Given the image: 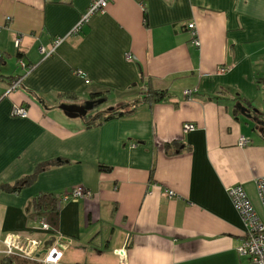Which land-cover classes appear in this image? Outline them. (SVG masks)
I'll use <instances>...</instances> for the list:
<instances>
[{"label":"crops","instance_id":"0c3cea01","mask_svg":"<svg viewBox=\"0 0 264 264\" xmlns=\"http://www.w3.org/2000/svg\"><path fill=\"white\" fill-rule=\"evenodd\" d=\"M88 2L0 0V186L52 161L18 192L0 187V258L5 233L29 232L41 251L62 240L64 264H248L226 187L239 184L264 222V138L234 106L253 108L264 88V0H108L69 33ZM55 37L44 57L38 46ZM147 88L166 96L140 101ZM96 98L88 114L122 113L85 125L58 107ZM77 185L89 197L62 201L56 229L40 234L32 196Z\"/></svg>","mask_w":264,"mask_h":264},{"label":"built area","instance_id":"2783aa9c","mask_svg":"<svg viewBox=\"0 0 264 264\" xmlns=\"http://www.w3.org/2000/svg\"><path fill=\"white\" fill-rule=\"evenodd\" d=\"M108 0H89L85 12L80 16L77 23L69 30V33H74L79 30L80 26L85 23L88 18L97 12H102L103 7ZM186 29L190 33V40L193 45L198 44V40L195 37V30L193 29L192 22L186 24ZM62 40L61 37H55L48 47L38 46V50L44 57L50 55L54 48ZM17 41V39H16ZM128 57V55H127ZM23 66V63L20 62ZM225 70L224 67H220L217 73H221ZM76 75L80 74V71H75ZM19 79L11 81L8 91L13 89ZM84 82H87L83 78ZM187 91H184V94ZM11 114L16 116H25L26 108L20 104H13L11 107ZM193 127L192 123L184 124L183 128L188 130ZM239 145L247 144V139L243 136H239L236 141ZM254 188H256V196L260 201L264 209V175L254 180ZM228 199L235 212L239 215L241 224L243 225V231L239 239V243L235 246L238 255H244L247 258L248 264H264V222L260 221L256 212H254L253 206L246 197L244 190L240 185L226 187ZM166 195H172L170 190H166ZM89 190L77 185L65 190L61 193L62 201H75L78 198L89 197ZM37 223V227L41 230H49L48 224L44 220L34 221ZM2 242L5 244V253H15L29 259H36L41 264H64L60 262L64 244L62 240L54 241L52 244L45 247L41 251L43 240L31 237L28 235H21L17 232H7L3 235ZM114 253L119 257H123L124 252L122 249L114 250ZM121 264V262H119Z\"/></svg>","mask_w":264,"mask_h":264},{"label":"trees","instance_id":"16d2710c","mask_svg":"<svg viewBox=\"0 0 264 264\" xmlns=\"http://www.w3.org/2000/svg\"><path fill=\"white\" fill-rule=\"evenodd\" d=\"M17 79L19 78L16 76L11 77V81ZM165 96H166L165 89L160 90L154 88L152 89L147 88V90L140 95L139 100L145 101L148 104H150L152 102L162 101ZM97 106L98 104L94 103L91 109L87 110L83 114V116H80L82 119L85 120V125H95V123L107 119V117L109 116L118 115L122 113V111L117 112L114 110H106L105 112H100V111L95 112L93 115L88 114L90 111H92L93 108L95 109V107ZM51 164H52L51 160L41 161L34 166L33 170L30 173L24 174L16 181H14L12 184L2 183L0 187L2 188V190H5L7 192H18L22 187L34 181L37 173L41 172L42 170H45ZM61 202H62L61 194H55L49 191L38 192L37 194L32 196V198L29 201L28 210L26 212V218L29 221H39L42 219L48 224L49 230L53 231L56 229L57 217ZM36 228L41 230L37 226ZM28 234L30 233L28 232ZM0 264H41V263L36 259H29L15 253H8L0 258Z\"/></svg>","mask_w":264,"mask_h":264},{"label":"water","instance_id":"95a60500","mask_svg":"<svg viewBox=\"0 0 264 264\" xmlns=\"http://www.w3.org/2000/svg\"><path fill=\"white\" fill-rule=\"evenodd\" d=\"M102 98H96L94 100H90V99H86L83 100L82 105H75V104H71V105H67L64 103H60L58 105V107L65 113V115L67 116H83V114L91 109L94 105V103H101L102 102ZM235 108L238 110V112L245 118V119H249L252 123H255L256 120V110L254 108H250V107H246L243 106L239 101H236L234 103ZM257 132H259L262 137L264 138V128L261 130L260 128L256 129Z\"/></svg>","mask_w":264,"mask_h":264},{"label":"rangeland","instance_id":"374dc122","mask_svg":"<svg viewBox=\"0 0 264 264\" xmlns=\"http://www.w3.org/2000/svg\"><path fill=\"white\" fill-rule=\"evenodd\" d=\"M256 93H257L256 94L257 98L253 100L252 107L256 110V113H257L256 116H259L260 118L264 119V88L257 90ZM64 104L71 105L70 100H65ZM102 104H104V102L99 103L98 106ZM92 110H95V109L93 108ZM46 233L50 235L51 231H41L40 232V234H44V235H46Z\"/></svg>","mask_w":264,"mask_h":264},{"label":"flooded vegetation","instance_id":"af4514ba","mask_svg":"<svg viewBox=\"0 0 264 264\" xmlns=\"http://www.w3.org/2000/svg\"><path fill=\"white\" fill-rule=\"evenodd\" d=\"M255 122L256 123L258 122V123L257 124L253 123V125H252L253 129L256 130V129L260 128L262 130L264 128V119L260 118L259 116H256Z\"/></svg>","mask_w":264,"mask_h":264}]
</instances>
